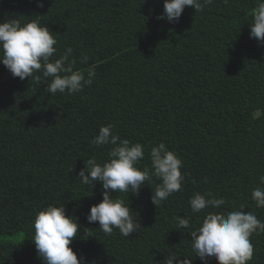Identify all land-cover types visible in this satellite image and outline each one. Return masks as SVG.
I'll return each instance as SVG.
<instances>
[{
  "label": "trees",
  "instance_id": "trees-1",
  "mask_svg": "<svg viewBox=\"0 0 264 264\" xmlns=\"http://www.w3.org/2000/svg\"><path fill=\"white\" fill-rule=\"evenodd\" d=\"M259 2L213 0L201 12L186 6L173 24L157 19L164 0H44L43 8L37 0H0V23L41 15L57 40L54 58L71 47L74 70L96 73L79 93L51 95L50 80L21 81L0 63V264H41L33 221L48 205H64L77 218L82 227L69 247L88 264H167L173 255L204 264L190 231L208 212L243 205L264 222V208L251 198L264 187V46L249 27ZM108 124L122 140L144 146L141 170L161 142L182 160V190L160 205L151 202L155 177L138 196L113 193L144 227L129 237L118 229L106 236L98 222L88 223L102 186L90 188L77 177L85 160H108L112 146L91 143ZM209 192L225 204L193 214L189 200ZM176 216L189 219V229L176 230ZM250 242L247 264H264V232Z\"/></svg>",
  "mask_w": 264,
  "mask_h": 264
},
{
  "label": "clouds",
  "instance_id": "clouds-1",
  "mask_svg": "<svg viewBox=\"0 0 264 264\" xmlns=\"http://www.w3.org/2000/svg\"><path fill=\"white\" fill-rule=\"evenodd\" d=\"M213 0H164L163 12L158 20L168 23H178L186 6L201 12L210 6ZM37 7H44V0H37ZM21 24L17 19L0 23V63L21 81L29 78L35 85L44 81L46 91L51 95L58 93L74 94L90 86L95 78V70L89 69L85 75L74 70L76 59L73 49L66 47L63 54L54 58L57 53V40L46 25H41L40 17ZM250 27V37L264 46V0H260L253 11ZM54 58V59H53ZM71 58V59H70ZM80 63L87 64L89 57L80 56ZM39 72L40 75H34ZM113 125L101 126L98 135L91 143L96 147L111 145L108 160L98 163L95 157L84 161L85 167L77 177L84 185L94 188L96 183L102 186V201L92 205L86 214L88 223L98 222L99 229L111 236L114 229L124 237L144 229L139 219H134L130 205L124 199L113 198V193H123L138 196L146 182L153 177L160 183L152 190L151 202L157 206L166 201L173 193L182 190L184 175H182V160L161 142L151 147L149 159L151 166L138 167L145 157L144 146L140 143L131 144L127 139H121L114 134ZM264 185V176L259 177ZM251 198L258 208H264V187H256L251 192ZM129 200V199H128ZM225 204L223 198H215L212 193H196L189 205L193 214L206 208L217 209ZM240 210L224 212H208L200 227L190 231L192 250L196 257L207 264L209 258H214L218 264H247L251 261L254 246L250 242L253 233L264 232V222L250 211ZM66 215L64 205H48L38 211L33 221L34 236L31 240L35 246L37 257L41 264H88L85 256L78 259L70 244L77 238L82 227L77 218ZM176 230L189 229L187 218L176 216ZM188 258L177 259L170 256L167 264H192Z\"/></svg>",
  "mask_w": 264,
  "mask_h": 264
},
{
  "label": "rangeland",
  "instance_id": "rangeland-1",
  "mask_svg": "<svg viewBox=\"0 0 264 264\" xmlns=\"http://www.w3.org/2000/svg\"><path fill=\"white\" fill-rule=\"evenodd\" d=\"M248 118H250V116H248ZM22 236L23 235H14V236H9L8 238H7V240H11V241H18V240H20L21 238H22Z\"/></svg>",
  "mask_w": 264,
  "mask_h": 264
}]
</instances>
